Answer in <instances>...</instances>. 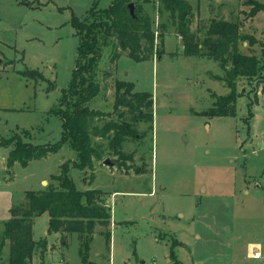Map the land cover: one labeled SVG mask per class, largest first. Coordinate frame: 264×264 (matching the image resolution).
Here are the masks:
<instances>
[{
    "label": "rangeland",
    "instance_id": "rangeland-1",
    "mask_svg": "<svg viewBox=\"0 0 264 264\" xmlns=\"http://www.w3.org/2000/svg\"><path fill=\"white\" fill-rule=\"evenodd\" d=\"M187 1L194 13L190 29L199 39L212 19L236 21L241 35L257 41L253 46L240 43V52L255 55L264 68L259 46L264 41V0H253L262 6L253 18L248 0ZM112 2L100 0L98 9ZM92 4L0 0V137L16 133L33 145L59 142V101L71 81L78 47L71 14L84 20ZM156 5L153 0L143 10L157 33L161 22L167 24L163 44L156 41L153 55L143 62L125 53L115 58L113 41L102 45L96 69L99 92L88 104L101 114L93 123L98 130L110 121L115 129L121 119L136 128L137 138H127L120 148L123 157L108 149L109 139L95 135L94 142L107 151L92 171L72 166L77 154L68 144L25 167H8L10 148L0 147V264H8L9 241L3 231L10 210L24 207L29 191L58 187L54 178L63 164L78 191H100L110 222L97 224L82 240L77 234H49V215L43 213L32 222L36 245L30 264H85L82 251L90 264H173V240L178 242L177 258L185 264L191 258L184 245L197 259H205L203 264H225L234 256V264H264V69L256 78L237 79L235 115H218L215 96L230 92L221 80L224 70L207 57L186 56L183 40L166 15L158 16ZM25 70L37 71L45 80L23 77ZM117 83L132 87L134 94L151 95L152 122L136 123L129 113L119 118ZM106 159L115 166H104ZM254 253H260L259 261L247 258Z\"/></svg>",
    "mask_w": 264,
    "mask_h": 264
},
{
    "label": "trees",
    "instance_id": "trees-1",
    "mask_svg": "<svg viewBox=\"0 0 264 264\" xmlns=\"http://www.w3.org/2000/svg\"><path fill=\"white\" fill-rule=\"evenodd\" d=\"M100 0H93L89 15L81 20L73 13L70 25L78 38L77 57L71 81L67 89L62 90L59 101L58 115L62 122V136L59 142L49 145H33L22 141L21 135L13 134L10 138L0 137V147L10 148L6 163L11 167L15 163L25 167L33 160L46 158L56 153L63 144H68L77 154V160L72 166L81 171L93 170L94 162L101 161V155L107 150L100 143L94 142V135L109 139V150L123 157L121 146L127 138H137L136 128L131 127L127 120L117 121L120 125L114 129L113 121L106 123L101 129L93 125L101 114L88 108L89 102L99 92L96 69L102 58V45L113 41L114 57L121 53L135 61L143 62L153 55L156 41L163 44L167 24L161 22L157 33L150 17L144 12L143 6L153 0H113L106 9H98ZM158 16L166 15L177 34L183 40V51L188 57H207L218 62L225 72L223 80L230 92L226 96L216 98L218 115L234 116L238 95L236 82L239 78H256L263 71V64L253 54L240 52L239 46L247 42L249 46L257 44L251 35L240 34V23L221 17L209 21L206 36L199 39L190 29L194 19L193 8L187 0H155ZM135 6L136 18L130 15L128 5ZM252 7L248 16L254 17L262 6L253 0H248ZM159 39V40H158ZM259 44V43H258ZM261 56L264 58V41L259 44ZM25 70L20 74L35 81L45 80L41 73ZM36 75V76H35ZM126 88L125 93L121 91ZM115 112L119 118L127 113L132 115L134 122L142 120L153 121L151 108L152 97L147 93H132V87L117 83ZM122 109H127L123 112ZM114 129V131H112ZM112 131V132H111ZM25 136L29 133L24 131ZM105 149V150H104ZM68 165L63 164L61 173L54 179L58 187H49L42 191L26 193L27 203L24 207H13L10 210L11 219L5 223L4 238L9 241L8 264H30L36 242L32 240L31 227L35 218L43 213L49 215L48 233L77 234L89 236L94 226H108L110 213L100 201V191H78L68 176ZM88 239L84 249L87 252ZM40 244V243H38ZM44 243H41V246ZM178 245L171 242L169 258L173 264H182L175 253ZM3 245H0V258ZM82 262L88 264L87 257L80 253ZM90 264V263H89Z\"/></svg>",
    "mask_w": 264,
    "mask_h": 264
},
{
    "label": "crops",
    "instance_id": "crops-1",
    "mask_svg": "<svg viewBox=\"0 0 264 264\" xmlns=\"http://www.w3.org/2000/svg\"><path fill=\"white\" fill-rule=\"evenodd\" d=\"M47 237H49V235H47ZM230 245V244H229ZM49 247V246H48ZM183 249H185L187 252H188V254L190 255V258H191V264H203V262L205 261V259H203V260H201V259H197L196 257H195V252H194V250L191 248V247H188V246H186V245H184V247H183ZM51 249H49L48 251H50ZM52 252V251H51ZM49 253V252H48ZM47 255V254H46ZM247 258L249 259V260H253V261H259L261 258H259V259H253V257H252V255H248L247 256ZM235 256L234 257H230L227 261H226V263L225 264H234L235 263ZM180 262L182 263V264H185L183 261H181L180 260ZM237 264H239V262H236Z\"/></svg>",
    "mask_w": 264,
    "mask_h": 264
},
{
    "label": "water",
    "instance_id": "water-1",
    "mask_svg": "<svg viewBox=\"0 0 264 264\" xmlns=\"http://www.w3.org/2000/svg\"><path fill=\"white\" fill-rule=\"evenodd\" d=\"M128 9H129V12H130L131 17L133 19H135L136 18V13H135V6H134V4L133 3H130L128 5ZM103 165L104 166H107V167H110V168H112V167L115 166L114 162H112L110 159L104 160L103 161Z\"/></svg>",
    "mask_w": 264,
    "mask_h": 264
},
{
    "label": "built area",
    "instance_id": "built-area-1",
    "mask_svg": "<svg viewBox=\"0 0 264 264\" xmlns=\"http://www.w3.org/2000/svg\"><path fill=\"white\" fill-rule=\"evenodd\" d=\"M252 257L253 259H259L261 256H260V253H254ZM152 264H155V263H152Z\"/></svg>",
    "mask_w": 264,
    "mask_h": 264
}]
</instances>
